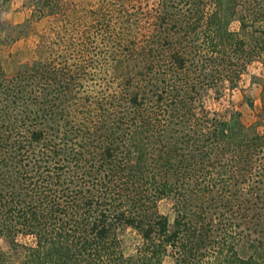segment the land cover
Listing matches in <instances>:
<instances>
[{
	"label": "trees",
	"instance_id": "16d2710c",
	"mask_svg": "<svg viewBox=\"0 0 264 264\" xmlns=\"http://www.w3.org/2000/svg\"><path fill=\"white\" fill-rule=\"evenodd\" d=\"M31 2L61 26L0 65V264H264V132L201 98L264 63V0Z\"/></svg>",
	"mask_w": 264,
	"mask_h": 264
},
{
	"label": "rangeland",
	"instance_id": "374dc122",
	"mask_svg": "<svg viewBox=\"0 0 264 264\" xmlns=\"http://www.w3.org/2000/svg\"><path fill=\"white\" fill-rule=\"evenodd\" d=\"M60 26L59 15H41L31 0H0V65L5 76L12 77L40 59ZM229 27L231 30H239L238 21H231ZM244 38L251 40L248 34H244ZM99 75L98 72L92 81L84 82L95 94L103 91L105 87V82L98 78ZM110 86L112 90L118 87L117 82L111 83ZM263 90L264 63L253 60L246 66L235 87L231 88L225 84L217 89L210 88L203 92L201 98L205 110L210 115L216 114L225 119L236 117L255 132L263 133ZM103 131L108 133L107 130ZM38 146L39 144L36 147ZM157 208L161 213L172 215L170 199L158 201ZM121 238L125 253L132 252L140 242V236L133 228H127ZM17 240L32 243L31 237L18 236ZM0 246L3 249L9 247L6 237L0 238Z\"/></svg>",
	"mask_w": 264,
	"mask_h": 264
}]
</instances>
